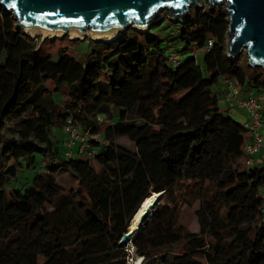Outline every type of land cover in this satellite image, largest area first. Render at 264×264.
Masks as SVG:
<instances>
[{"label":"trees","instance_id":"16d2710c","mask_svg":"<svg viewBox=\"0 0 264 264\" xmlns=\"http://www.w3.org/2000/svg\"><path fill=\"white\" fill-rule=\"evenodd\" d=\"M208 8L168 40L165 20L53 61L34 60L38 45L0 6V264H127L119 241L152 193L163 195L131 243L141 264H264V166L244 165L242 124L211 90L231 79L263 92L264 73L227 57V14ZM68 120L90 131L92 159L79 143L60 153L51 131ZM37 161L30 186L7 189ZM194 206L192 232L182 212Z\"/></svg>","mask_w":264,"mask_h":264},{"label":"water","instance_id":"95a60500","mask_svg":"<svg viewBox=\"0 0 264 264\" xmlns=\"http://www.w3.org/2000/svg\"><path fill=\"white\" fill-rule=\"evenodd\" d=\"M205 1L209 10L225 3L227 57L235 61L245 52L247 66L264 73V0ZM0 6L12 15L15 26L27 36L26 31L31 35H67L69 38L88 34L96 39L114 36L109 40L112 41L128 29L147 32L157 21H163L160 16L163 11L169 20L183 23L190 16L191 7L200 9L203 5L200 0H0ZM99 41L109 42H94ZM162 195L152 193L151 202L134 223V215L146 199L140 203L119 245L132 243Z\"/></svg>","mask_w":264,"mask_h":264},{"label":"rangeland","instance_id":"374dc122","mask_svg":"<svg viewBox=\"0 0 264 264\" xmlns=\"http://www.w3.org/2000/svg\"><path fill=\"white\" fill-rule=\"evenodd\" d=\"M201 5H203L204 7H208V4L205 0H200ZM225 7V3H222L220 5V7L214 6L212 10H216V9H222L224 10ZM193 10V7H191L190 9V13ZM161 19L163 18V21L168 20L170 22L169 24V28H167L165 31L163 30V32L160 33V35L165 39L168 40L172 37L173 33H175V29L179 23V21H172L169 20L165 15H164V11L161 12L160 14ZM160 19V20H161ZM163 21H157V24H155L153 27H159ZM152 27V28H153ZM165 28V27H164ZM151 29V28H150ZM160 29V28H158ZM163 29V28H162ZM130 29H128L127 31H129ZM132 30V29H131ZM126 31V32H127ZM135 31V30H133ZM161 31V29H160ZM138 32V31H135ZM29 37L31 38L32 42L38 45L37 51L36 53H34V60L43 58V57H50L53 61H56L59 57V53L60 52H66L67 55L73 56L76 59H80L82 60L83 56L90 50L91 46L87 43L86 39L89 41H92L93 39L91 37H89V35H85L82 36L81 38H77V40H75L76 38H69V36L67 35H62V36H53L51 37L50 35L47 36H43V35H31L28 34ZM95 40H93L94 42ZM107 41V40H105ZM165 44H167V46H169L168 48V52L171 53H176V50L178 49L176 46L172 45L171 43L168 44V42H166ZM196 54V59L197 62L199 64H201V57H202V51H198ZM241 57H243L242 59V65L245 64V60H246V56H245V52H242L240 54ZM211 90L214 94L218 95V99H219V108L221 110H223V106L224 105V95L221 92H224L225 90V85L223 83V81H221L219 83L218 86H212ZM254 92L256 90H253ZM264 91V90H263ZM264 94V92H263ZM55 102L57 104H61L62 103V96L60 94H55L53 96ZM65 95L63 96V100L65 99ZM264 105V103H263ZM264 107V106H263ZM228 115L233 118L235 121L239 122V123H243L245 120V111H236V110H228L227 111ZM101 120H106L104 123V125L101 127L103 131L104 127L106 125H108L111 121L110 117L105 115V116H100ZM52 137L54 140H56V146L59 148L60 153L64 152V151H68V148H66L65 145V139L66 136L63 134L62 129H60L59 127H54L51 131ZM116 142L118 144H121L123 146H126L128 148H132L131 145H129L128 141L126 139H117ZM264 154V143H263V147H262V151L260 152V158L263 157ZM39 157V156H37ZM92 165L97 168V166L94 164L93 161H91ZM43 163H40V161H37V164H35L34 168L32 170H24L22 172H20L18 174V177L12 182V185L10 188H7L8 190L12 189V188H27L28 186H30L33 177L37 174L43 171L42 168ZM195 209L194 207L191 208H186L185 210H183L182 212V218H183V223L186 224L187 227H190L191 231L194 232L196 230V220L195 217L193 215V210ZM124 247L129 248L128 253L130 255V257L128 258V262L127 264H141L142 260L140 258H138L135 253H134V248L132 247L131 243L125 245ZM182 250L181 245H175L172 246L171 248H166V249H162L160 251L157 252L156 256H165L166 254H177L180 253Z\"/></svg>","mask_w":264,"mask_h":264},{"label":"built area","instance_id":"2783aa9c","mask_svg":"<svg viewBox=\"0 0 264 264\" xmlns=\"http://www.w3.org/2000/svg\"><path fill=\"white\" fill-rule=\"evenodd\" d=\"M212 46V41L208 40L207 47ZM172 65H177V58L169 55ZM225 85L224 103L227 110L245 111V120L242 127L245 132L244 139V160L243 163L247 168L256 165V158L264 143V94L263 92L255 95L252 89H240L234 80L224 79ZM101 122V119H99ZM63 134L66 136L65 145L69 149L67 157H71L72 149L79 143L80 151L85 152L87 157L92 159L96 151L89 148L87 142L90 139V131L80 132L79 129L68 120L63 128ZM264 215V202L260 208Z\"/></svg>","mask_w":264,"mask_h":264},{"label":"bare ground","instance_id":"6f19581e","mask_svg":"<svg viewBox=\"0 0 264 264\" xmlns=\"http://www.w3.org/2000/svg\"><path fill=\"white\" fill-rule=\"evenodd\" d=\"M26 33L27 34H29L27 31H26ZM35 35V34H34ZM37 35V34H36ZM87 35V34H86ZM29 36V35H28ZM47 36V35H46ZM51 37H53V36H55V35H50ZM62 36V35H61ZM82 36H85V35H82ZM81 36V37H82ZM80 37V38H81ZM89 37H91V36H89ZM114 37V36H113ZM113 37H110V38H104V39H96V38H93V37H91L93 40H107V41H109L110 39H112ZM76 39L77 38H79V37H75ZM151 199H152V196L151 197H149L148 199H146L145 201H144V203H143V206L137 211V213L134 215V223H136L137 221H138V219H139V217H140V215L143 213V210H144V208L146 207V205H148L150 202H151ZM133 225L134 224H132V226H131V229H133Z\"/></svg>","mask_w":264,"mask_h":264},{"label":"crops","instance_id":"0c3cea01","mask_svg":"<svg viewBox=\"0 0 264 264\" xmlns=\"http://www.w3.org/2000/svg\"><path fill=\"white\" fill-rule=\"evenodd\" d=\"M224 92H225V90H224ZM224 92H221V93H224ZM262 92V91H261ZM261 92H258V91H255V92H253L255 95H257L258 93H261ZM264 92V91H263ZM223 106V110H227L226 109V107H225V103H224V105H222ZM264 106V105H263ZM228 111V110H227ZM264 135V134H263ZM262 151V149L260 150V152ZM260 152H259V155L257 156V158H256V165H261V166H264V154H263V157L262 158H260ZM261 194H262V196L264 197V189L262 190V192H261Z\"/></svg>","mask_w":264,"mask_h":264}]
</instances>
